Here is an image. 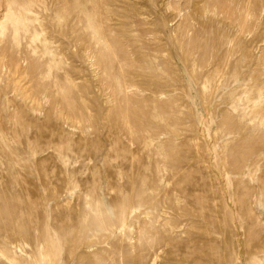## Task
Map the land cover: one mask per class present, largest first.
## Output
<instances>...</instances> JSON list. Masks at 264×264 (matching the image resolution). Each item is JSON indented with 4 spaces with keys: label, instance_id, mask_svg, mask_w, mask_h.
Listing matches in <instances>:
<instances>
[{
    "label": "rangeland",
    "instance_id": "obj_1",
    "mask_svg": "<svg viewBox=\"0 0 264 264\" xmlns=\"http://www.w3.org/2000/svg\"><path fill=\"white\" fill-rule=\"evenodd\" d=\"M0 264H264V0H0Z\"/></svg>",
    "mask_w": 264,
    "mask_h": 264
}]
</instances>
